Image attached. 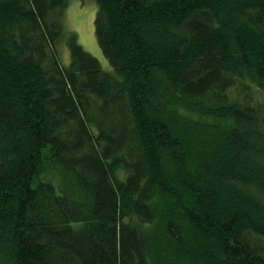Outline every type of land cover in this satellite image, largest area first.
<instances>
[{"label":"trees","instance_id":"16d2710c","mask_svg":"<svg viewBox=\"0 0 264 264\" xmlns=\"http://www.w3.org/2000/svg\"><path fill=\"white\" fill-rule=\"evenodd\" d=\"M68 1L0 0V264H264V0H95L113 72Z\"/></svg>","mask_w":264,"mask_h":264},{"label":"rangeland","instance_id":"374dc122","mask_svg":"<svg viewBox=\"0 0 264 264\" xmlns=\"http://www.w3.org/2000/svg\"><path fill=\"white\" fill-rule=\"evenodd\" d=\"M97 5L95 0H69L65 9V25L76 33L79 43L96 57L102 68L113 72V68L103 56L95 37L94 19ZM58 55L68 62L69 51L65 42L57 47Z\"/></svg>","mask_w":264,"mask_h":264}]
</instances>
